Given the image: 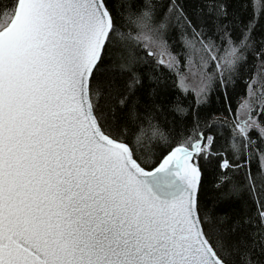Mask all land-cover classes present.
<instances>
[{
  "label": "snow or ice",
  "instance_id": "snow-or-ice-1",
  "mask_svg": "<svg viewBox=\"0 0 264 264\" xmlns=\"http://www.w3.org/2000/svg\"><path fill=\"white\" fill-rule=\"evenodd\" d=\"M0 21V264H264V0Z\"/></svg>",
  "mask_w": 264,
  "mask_h": 264
},
{
  "label": "trees",
  "instance_id": "trees-1",
  "mask_svg": "<svg viewBox=\"0 0 264 264\" xmlns=\"http://www.w3.org/2000/svg\"><path fill=\"white\" fill-rule=\"evenodd\" d=\"M0 22H2V21H0Z\"/></svg>",
  "mask_w": 264,
  "mask_h": 264
}]
</instances>
